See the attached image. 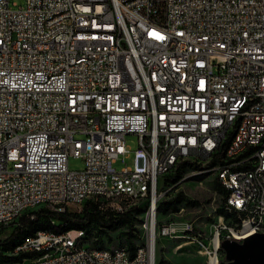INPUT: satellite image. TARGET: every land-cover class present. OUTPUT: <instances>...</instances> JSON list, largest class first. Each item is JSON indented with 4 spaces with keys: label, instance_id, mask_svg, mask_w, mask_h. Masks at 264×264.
<instances>
[{
    "label": "built area",
    "instance_id": "2783aa9c",
    "mask_svg": "<svg viewBox=\"0 0 264 264\" xmlns=\"http://www.w3.org/2000/svg\"><path fill=\"white\" fill-rule=\"evenodd\" d=\"M173 157L214 170L242 221L162 222ZM263 166L264 0H0V226L41 200L81 212L104 197L120 214L151 199L128 256L93 253L85 230L37 232L15 253L38 255L18 264H149L163 237L220 264L222 240L264 228Z\"/></svg>",
    "mask_w": 264,
    "mask_h": 264
},
{
    "label": "rangeland",
    "instance_id": "374dc122",
    "mask_svg": "<svg viewBox=\"0 0 264 264\" xmlns=\"http://www.w3.org/2000/svg\"><path fill=\"white\" fill-rule=\"evenodd\" d=\"M127 144L131 149L137 147V137L128 135ZM132 154V153H131ZM132 157L126 158V162L122 161V158L114 164V166L120 170L126 165H131ZM193 164V163H192ZM197 164V163H194ZM193 164V165H194ZM199 165V164H198ZM84 167V161L79 157H70L69 168L71 170H81ZM165 179V176L163 177ZM216 172L214 170H202V165L199 169H187L184 178L173 187L170 193H175L178 190L184 191L187 198V205H183L182 212H169L160 213L161 221H169L176 219L184 220H196L207 231H211V225L214 221V217L217 215H223L226 218L235 220V216L227 209V204L224 205V209L229 213H218L221 207V196L215 189ZM168 185V184H167ZM162 186V183H161ZM188 201H196V205H191ZM50 206H42L40 208ZM137 207L141 209V212L136 213L135 230L128 231L126 225L116 226L110 229L94 226L90 233H87L85 239L86 244H90L93 248H100L96 246H105L103 248L115 249L124 247L128 250V244L132 241L134 244L140 241L141 232L145 231V219L147 209L143 203L138 204ZM106 208V207H105ZM71 212L79 213L78 208L71 206L69 209ZM159 211V209H158ZM14 224L4 227L0 231V237H5L12 230ZM72 230V229H71ZM84 231V229H78ZM44 231V230H42ZM46 231V230H45ZM39 232V231H38ZM52 233H57L49 231ZM132 236V237H131ZM15 248V252H16ZM168 260L171 264H206V256L203 252H200V248L195 244L189 243L185 238L169 239L167 237L158 238L157 240V258H155L156 264L161 259ZM0 264H9L6 261L0 262Z\"/></svg>",
    "mask_w": 264,
    "mask_h": 264
},
{
    "label": "trees",
    "instance_id": "16d2710c",
    "mask_svg": "<svg viewBox=\"0 0 264 264\" xmlns=\"http://www.w3.org/2000/svg\"><path fill=\"white\" fill-rule=\"evenodd\" d=\"M175 170L165 175L166 183H178L184 178V174L187 169L200 168V164H192L188 161L179 164ZM215 189L221 196V207L218 213L229 215L224 209L228 192L224 188V185L216 176ZM191 205H196V201H188ZM183 205H187V198L182 190H178L173 193L169 198L160 202L159 212L169 213L178 212ZM141 212V209L137 206L129 208L124 213H116L112 210H103L99 208V204L95 201H87L82 211L74 213L69 210L65 212L53 211L47 207H43L37 211L29 214L22 215L18 221H16L12 230L5 237H0V262L6 261L9 264H18L23 262L27 258H31L34 255H38L34 252H19L15 253L17 248L27 237L35 235L38 231L46 230L57 233H63L71 229H84L87 233H90L94 226H98L105 229H110L116 226L126 225L128 231L135 230L136 213ZM232 215L237 217L235 213ZM86 233V234H87ZM132 237V236H131ZM87 238V237H86ZM103 248L105 246H96ZM132 253L135 249V244L130 241L127 247ZM158 264H171L166 259H161Z\"/></svg>",
    "mask_w": 264,
    "mask_h": 264
},
{
    "label": "bare ground",
    "instance_id": "6f19581e",
    "mask_svg": "<svg viewBox=\"0 0 264 264\" xmlns=\"http://www.w3.org/2000/svg\"><path fill=\"white\" fill-rule=\"evenodd\" d=\"M188 162L193 163V164L196 163L195 161H188ZM179 164H181L180 163V157H173L171 162H169V170L163 171V177L165 175H167L168 173L172 172L173 170H175L178 166H181ZM197 164H199V163H197ZM260 176H264V166L260 169ZM222 184L224 185V183H222ZM91 201H95L96 203H98L99 208H105L106 207V200L104 197H91ZM141 203H143L145 205V208L147 209V213H148L149 209L151 208V199H147L146 194H135L134 200H130V207L133 208V206H137L138 204H141ZM159 204L160 203H158V209H159ZM42 206H50L53 208V200H41L40 201V207H42ZM62 207H69V200H62ZM227 209L229 210L230 213L236 214L237 217L233 221H242V212L239 209H235L230 204H227ZM28 210H36V203H28ZM147 213H146V219H145V229H146V222H147ZM4 227H6V226H0V231ZM252 227H253V220H246L245 221V228H252ZM72 230L80 231L78 229H72ZM39 232H49V231L44 230V231H39ZM259 233H264V228H259ZM53 234H55V233H53ZM56 234H61V233H56ZM20 248H21V244L16 248V250L18 251ZM101 252H105V255H107V256H117L119 254H121V256H128V250L125 249L124 247H119V248H115V249L93 248V253H101ZM149 264H156L155 258H149Z\"/></svg>",
    "mask_w": 264,
    "mask_h": 264
},
{
    "label": "water",
    "instance_id": "95a60500",
    "mask_svg": "<svg viewBox=\"0 0 264 264\" xmlns=\"http://www.w3.org/2000/svg\"><path fill=\"white\" fill-rule=\"evenodd\" d=\"M224 259L220 264H264V233L252 234L243 241H221Z\"/></svg>",
    "mask_w": 264,
    "mask_h": 264
},
{
    "label": "snow or ice",
    "instance_id": "6c2138e0",
    "mask_svg": "<svg viewBox=\"0 0 264 264\" xmlns=\"http://www.w3.org/2000/svg\"><path fill=\"white\" fill-rule=\"evenodd\" d=\"M160 38H162V37H160Z\"/></svg>",
    "mask_w": 264,
    "mask_h": 264
}]
</instances>
